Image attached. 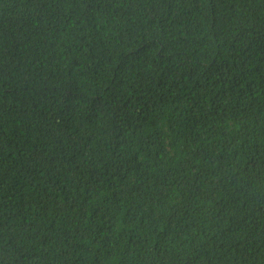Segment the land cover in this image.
Returning a JSON list of instances; mask_svg holds the SVG:
<instances>
[{"label": "trees", "instance_id": "trees-1", "mask_svg": "<svg viewBox=\"0 0 264 264\" xmlns=\"http://www.w3.org/2000/svg\"><path fill=\"white\" fill-rule=\"evenodd\" d=\"M0 264H264V0H0Z\"/></svg>", "mask_w": 264, "mask_h": 264}]
</instances>
